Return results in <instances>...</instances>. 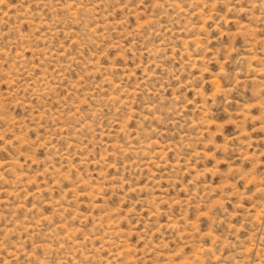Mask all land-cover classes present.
Wrapping results in <instances>:
<instances>
[{
    "label": "rangeland",
    "instance_id": "1",
    "mask_svg": "<svg viewBox=\"0 0 264 264\" xmlns=\"http://www.w3.org/2000/svg\"><path fill=\"white\" fill-rule=\"evenodd\" d=\"M0 264H264V0H0Z\"/></svg>",
    "mask_w": 264,
    "mask_h": 264
}]
</instances>
